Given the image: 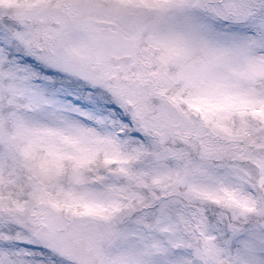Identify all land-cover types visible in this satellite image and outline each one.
I'll return each mask as SVG.
<instances>
[{
    "label": "snow or ice",
    "instance_id": "6c2138e0",
    "mask_svg": "<svg viewBox=\"0 0 264 264\" xmlns=\"http://www.w3.org/2000/svg\"><path fill=\"white\" fill-rule=\"evenodd\" d=\"M0 264H264V0H0Z\"/></svg>",
    "mask_w": 264,
    "mask_h": 264
}]
</instances>
